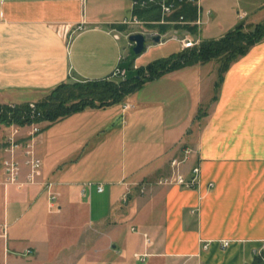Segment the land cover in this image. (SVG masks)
I'll list each match as a JSON object with an SVG mask.
<instances>
[{
  "label": "crops",
  "instance_id": "obj_1",
  "mask_svg": "<svg viewBox=\"0 0 264 264\" xmlns=\"http://www.w3.org/2000/svg\"><path fill=\"white\" fill-rule=\"evenodd\" d=\"M263 5L250 4L260 18ZM132 8L131 0H0V104L36 102L68 79H114L133 47L120 42L133 32ZM220 12L219 0L185 5L186 21L201 26H172L170 39L154 43L157 29L130 68L161 58L150 55L169 41L171 54L178 38L217 39L239 12L249 16L240 9L222 28ZM64 25L66 36L57 32ZM207 64L147 82L119 104L42 122L33 136L19 127L16 182L3 166L13 126L0 124V264H251L264 250V39L229 66L220 96L197 118L211 98ZM184 147L195 149L183 170L198 166V185L157 184ZM28 149L41 160L33 181Z\"/></svg>",
  "mask_w": 264,
  "mask_h": 264
},
{
  "label": "trees",
  "instance_id": "obj_2",
  "mask_svg": "<svg viewBox=\"0 0 264 264\" xmlns=\"http://www.w3.org/2000/svg\"><path fill=\"white\" fill-rule=\"evenodd\" d=\"M131 1L133 2V16L145 23L147 27H156L160 33L168 31L180 16L186 19L182 9H178L172 15L164 17L166 23H161L163 16L160 2L162 0ZM163 1L170 2V0ZM142 3L144 4L142 5ZM262 8L264 9V5ZM263 39L264 16L255 23L245 24L244 20H240L221 37L202 40L198 46L193 48L182 49L166 57L154 59L145 66L131 69L133 71L131 75H129V69L125 68L124 80L105 78L73 81L68 79L55 86L36 102L0 104V124L19 127L42 122L52 124L85 109H103L123 102L127 96L139 90L145 83L159 79L167 73L195 64L204 65L211 61H216L219 64L216 82L218 85L229 66ZM202 115L199 111L196 117L199 118ZM263 257L264 250L254 256L251 264H264Z\"/></svg>",
  "mask_w": 264,
  "mask_h": 264
},
{
  "label": "built area",
  "instance_id": "obj_3",
  "mask_svg": "<svg viewBox=\"0 0 264 264\" xmlns=\"http://www.w3.org/2000/svg\"><path fill=\"white\" fill-rule=\"evenodd\" d=\"M152 0H148V2H151ZM198 0H170L169 3H166L165 1L160 2V8H161V14L163 18L165 16L171 15L174 11L177 5L183 4V3H191L196 4ZM145 3V2H144ZM142 3V5L144 4ZM133 5V2H132ZM206 15H210L211 12L208 10L205 12ZM245 14L243 12L238 13V18H243ZM180 19L182 20L183 17L180 16ZM194 25H200L202 22H200V19L193 22ZM129 24L139 25L143 22L138 20L136 17H132V19L129 21ZM69 26L64 25L57 29V32L61 35L66 36V34L70 31ZM82 25L78 24L76 27L77 30H81ZM143 33V31H141ZM180 44L182 49H189L193 48L197 45L199 42L198 39H194L192 37L184 36L180 38ZM126 76V70L122 67H117L115 71L113 72V77L118 78V80H124ZM12 130L9 133L7 139H6V146L5 151L8 154V157L4 160L3 166L4 170L7 176L8 182H16L18 174H19V163L16 159V150L19 148V143L17 142L16 136L18 134L19 126L11 125ZM30 132L29 135L33 136L37 134L40 131L39 124L33 123L29 125ZM29 147V146H28ZM195 153V149L191 147H184L181 151V155L178 157H174L169 161L170 171L167 175L161 177L159 180H157V184L159 185H165V186H178L183 189H193L195 188L199 183V167L198 166H191L188 170V172H185L183 170L184 164L191 158V156ZM25 155L27 156L26 164L28 165L30 172L28 174L29 180L33 181L36 175L39 174L41 169V160L36 157L31 150H26ZM88 186H91V183L87 184ZM212 186V184H209ZM51 184H48V197H49V206L52 207L54 205V201L56 199V194L50 191ZM96 190L98 192L103 191L102 185H98L96 187ZM140 192H144V187L140 189ZM127 192L122 196V202H127ZM143 238L145 245L148 247L151 245L152 241L147 236V234L143 233ZM223 246L227 245V242L222 243ZM260 254V253H259ZM148 254L145 253H135L134 257L137 260L143 261L145 257H147ZM264 261V257L262 258Z\"/></svg>",
  "mask_w": 264,
  "mask_h": 264
},
{
  "label": "rangeland",
  "instance_id": "obj_4",
  "mask_svg": "<svg viewBox=\"0 0 264 264\" xmlns=\"http://www.w3.org/2000/svg\"><path fill=\"white\" fill-rule=\"evenodd\" d=\"M220 1V4H221V12L219 13V15L220 16H218V18L220 19L219 20V24L221 25V27L222 28H225L227 25H228V23H229V20L232 18V16H234L235 14L237 15V11L238 10H240V9H244V10H247L248 11V13H249V16L248 17H246V19L244 18L245 16H246V14L243 16V18H241V19H239V20H243L244 19V22H245V24L246 23H249V22H246V20H250L251 22H259L261 19H262V17L260 18V16H259V13H256V12H252V5L250 6V4H254V5H257L258 3H259V0H219ZM249 2V3H248ZM185 4L186 5H188V4H191V3H183V4H180V5H177V7L175 8V11H177L178 9H182L184 6H185ZM233 7V8H232ZM251 8V9H250ZM174 11V12H175ZM206 11H208V10H206ZM210 11V10H209ZM211 12V11H210ZM173 14V13H172ZM171 14V15H172ZM212 14V13H211ZM211 14L210 15H206V16H211ZM170 16V15H169ZM165 17H168V16H165ZM198 18H196L195 20H194V22L197 20ZM199 20V19H198ZM167 21H166V19H164V18H162V21H161V23H166ZM200 22H202L201 21V19H200ZM173 24H175V25H171V26H180V25H182V26H190V25H192V26H197V27H200L201 26V24L200 25H194V23H193V21H190V22H188V21H186V19H180V17L177 19V21H175ZM212 25H214L213 23H212ZM217 28V27H216ZM170 29H172V28H170ZM169 29V30H170ZM132 33H135L136 31H139V32H141V31H143V33L144 34H149L148 36L147 35H145L146 37H150V34L152 33V32H158V30H157V28L156 27H154V28H150V27H147V25H145V23H143V25L142 24H139V25H135L133 28H132ZM137 33V32H136ZM191 33V32H190ZM156 34V33H155ZM155 34H154V36H155ZM158 34H159V36H160V42H163V41H165L166 39H170L171 38V36H170V34L171 33H168V34H166L165 35V33H160V32H158ZM157 34V35H158ZM164 34V35H163ZM162 35V36H161ZM204 35H206V33L204 34ZM186 36H188V37H192V36H190V35H186ZM192 38H194V37H192ZM176 39V38H175ZM195 40L196 39H198L199 40V42L197 43V45L196 46H198L199 45V43L201 42L200 41V39L198 38V37H195L194 38ZM178 42H179V44H180V39L178 38V39H176ZM128 41V39H126V38H124V37H122V39H121V41L120 42H122V43H126ZM149 42V40H147L146 42H145V44H147ZM173 47H177V43H175L174 41H169V42H167V43H165V45H163V46H159V47H157V48H155L154 49V51H152V54L150 55L151 57H155V56H157V57H166V56H168V55H170V50L171 49H173ZM180 47H181V44H180ZM131 51H130V58L125 62V65H126V67L129 69V75H131L132 73H133V71L131 70V68H130V61L132 60V58H135V57H137V55H135L134 53H133V51H132V47H131V49H130ZM181 50H182V47H181ZM127 52L126 51H124L123 52V54L125 55ZM162 55V56H161ZM148 56L147 57H145L144 59H142V62H144V61H147L148 60ZM152 59V58H151ZM141 62V63H142ZM218 62H216V61H211V62H209L207 65H206V67L208 68V69H210L211 70V68H212V73L210 74V76L209 77H211L212 78V81H213V87H212V89H211V91H210V94H211V98L209 99V100H205V99H203V102H202V104H201V106H200V108H199V111H200V113L201 114H204V113H206V111H208L209 109H210V107H211V105H212V103H214L216 100H217V98L220 96V87H221V82L218 84V85H216V82H217V80H218V73H217V68H218ZM205 68V67H204ZM114 79H116V78H114ZM116 80H118V78L116 79ZM203 116V115H202ZM201 117V116H200Z\"/></svg>",
  "mask_w": 264,
  "mask_h": 264
},
{
  "label": "water",
  "instance_id": "obj_5",
  "mask_svg": "<svg viewBox=\"0 0 264 264\" xmlns=\"http://www.w3.org/2000/svg\"><path fill=\"white\" fill-rule=\"evenodd\" d=\"M128 40L130 43L133 44L132 51L135 55H140L145 47V42L147 41V38L144 34L142 33H132L128 36ZM151 40L154 43H159L160 42V36L155 35L151 38Z\"/></svg>",
  "mask_w": 264,
  "mask_h": 264
},
{
  "label": "bare ground",
  "instance_id": "obj_6",
  "mask_svg": "<svg viewBox=\"0 0 264 264\" xmlns=\"http://www.w3.org/2000/svg\"><path fill=\"white\" fill-rule=\"evenodd\" d=\"M125 69V68H124ZM41 129V128H40Z\"/></svg>",
  "mask_w": 264,
  "mask_h": 264
}]
</instances>
